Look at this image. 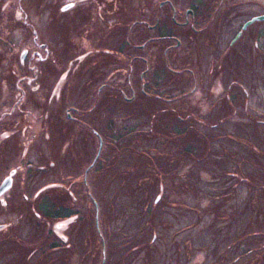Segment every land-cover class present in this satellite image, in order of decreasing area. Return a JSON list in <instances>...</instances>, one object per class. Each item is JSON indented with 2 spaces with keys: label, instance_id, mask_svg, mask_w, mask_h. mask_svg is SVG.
<instances>
[{
  "label": "flooded vegetation",
  "instance_id": "obj_1",
  "mask_svg": "<svg viewBox=\"0 0 264 264\" xmlns=\"http://www.w3.org/2000/svg\"><path fill=\"white\" fill-rule=\"evenodd\" d=\"M247 5L249 9L258 6L228 0H0V264H70L71 258L76 264H88L96 257L98 244L102 262V238L96 225L100 205L92 198L87 177L103 171L97 164L107 153L110 156L109 147H116L117 153L122 149L119 135L131 134L130 106L139 90L167 106L186 98L188 93L179 98L170 95L168 84L167 98L151 92L147 86L155 79L151 67L158 72L166 69L174 77L187 74L182 68L190 66L188 59L199 38L207 39L204 36L217 17L224 20L230 35L226 46L216 49L220 50L213 58L217 68L239 61L245 46L253 63L264 65L261 23L254 21L244 29L260 16L248 17L250 10H244L246 14L239 12L240 19L227 14L231 18L227 21L228 12H223L240 11ZM82 6L90 14L79 15L78 19L85 20L83 29L71 38L61 25H67ZM254 26L248 45L245 36ZM211 63L206 62L203 69ZM191 74L193 94L198 77ZM232 86L241 88L238 83L228 84L224 98L230 102L236 95H231ZM246 93L247 100L250 94ZM246 100L241 104L245 116L250 115ZM232 113H237V107ZM179 124L174 125V132ZM86 143L91 158L88 163L80 160L72 171L71 154H76L78 144ZM243 164L224 176L229 183L245 180L246 194V170L245 178L240 175ZM163 192L165 196V187ZM86 196L97 234L95 251L89 253L74 246L86 221ZM244 203L246 199L240 204ZM55 224L65 230L56 233ZM238 239L244 237L240 234Z\"/></svg>",
  "mask_w": 264,
  "mask_h": 264
},
{
  "label": "rangeland",
  "instance_id": "obj_2",
  "mask_svg": "<svg viewBox=\"0 0 264 264\" xmlns=\"http://www.w3.org/2000/svg\"><path fill=\"white\" fill-rule=\"evenodd\" d=\"M228 2H255L258 6L249 9L247 5L240 11L225 9L223 12H228L225 15L234 13L235 18L240 19L239 12L246 14L244 10H250L248 17L264 15V0ZM180 5L184 7L185 2H180ZM87 8L80 7L81 10L74 12L67 25H61V28L71 34V38L83 29L85 20L78 18L85 13L90 14ZM225 19L231 20L228 15ZM223 21L221 17H217L212 30H208L204 36L207 39L199 38L196 51L188 59L190 66L182 68L187 70V74L181 73L175 77L169 75L168 79L166 77L168 81L165 80L162 85V79L159 84L152 81L147 85L151 86V92L155 90L162 97L173 95L174 98H179L188 93L186 98H179L176 105L167 106L169 104L164 105L152 96H136L130 106L133 130L119 145L122 150L117 153L115 148L109 147L110 156L107 153L97 164L101 165L103 171L97 176L91 174L87 177V184L93 188V197L101 209L100 225L106 239L102 244L103 264H120L126 260L131 261L130 264H215L218 262L215 260H220L225 247L230 246L232 241H243L247 244L243 249L235 247L229 250L231 252H226L221 257L223 264H264V65L260 61L253 63L251 53L247 51L248 46H245L242 49L243 57L239 61L217 68L218 61L213 58L217 57L220 50L216 49H222L230 40L229 29ZM260 27V44L264 46V23ZM256 28L257 26L252 27L245 36L248 45H251L249 35ZM239 45L243 44L235 45L234 49L239 50ZM195 47L191 50H195ZM202 60L205 62L200 64ZM208 61H212L211 66L203 69ZM214 66L216 68L212 69ZM192 72L198 77L196 93L193 94ZM159 76L162 77L161 74ZM232 83H238L242 90L238 87L231 90V95H238V98L233 96L238 100L230 106V101L224 97L228 84ZM246 90L250 94L249 96L246 93L249 96L247 103L250 109V115L247 116L242 113L241 105L245 101ZM236 107L237 113L234 115L232 111ZM172 110L176 113H172ZM157 112L160 115L154 116ZM176 123L180 124L177 125V132H174ZM184 128L188 132L182 136ZM88 146L90 144L86 143L85 146L78 144L75 147L76 154H71L69 160L72 171L80 166V160L83 163L89 162L91 155ZM170 160H174L172 165ZM241 162L244 164L240 167L243 170L240 175L245 178L246 170V174L250 172V177H254L247 184L248 190L253 191L249 198L247 191L244 193L245 180L229 183L223 178L224 173L236 165L239 166ZM164 187L169 208L164 209V204L159 205L153 217L157 227L152 228L150 217L144 215L141 219L137 212L142 211L141 202L145 201L144 196H151V202L158 200L154 203L158 204L160 191ZM172 190L180 195L173 196ZM226 190L230 192L224 200L222 194ZM245 199L246 204H240ZM83 203L86 206V221L79 229V237L74 240V246L77 251L89 253L95 251L97 234L88 196L83 197ZM222 214L228 218L217 221V217L221 219ZM110 216L113 218L111 226L105 224ZM140 220L142 221L139 222ZM258 225L262 227V232L258 233L260 237H254L253 241L252 236L247 240L236 238L247 227L250 232ZM64 230L65 226L55 224L56 233ZM121 232H126L127 239ZM150 240L155 241L148 250L150 254H125L128 249L137 248L142 242L148 244ZM252 242L255 244H251ZM249 243L252 246L250 248L256 250L255 254L248 257L245 252L242 259L235 263L233 257L239 258L240 253L249 248L246 247ZM99 250L98 244L97 255L87 260L88 264H100ZM187 250H190V254ZM214 256L218 258L215 257L214 260ZM70 264H76L74 258H71Z\"/></svg>",
  "mask_w": 264,
  "mask_h": 264
},
{
  "label": "trees",
  "instance_id": "obj_3",
  "mask_svg": "<svg viewBox=\"0 0 264 264\" xmlns=\"http://www.w3.org/2000/svg\"><path fill=\"white\" fill-rule=\"evenodd\" d=\"M158 68H156V69H154V67L152 66L151 67V70H152V77H155V79H154V82L156 83V84H159V81L161 80V82H160V85H162L164 82H165V80L166 81H168L167 79H168V76L170 75L171 77H174L172 74H170L166 69H162V72H158V70H157ZM154 70V71H153ZM159 74H161L162 75V77L161 76H159ZM166 77H167V79H166ZM155 85V84H154ZM233 87V86H232ZM233 89H236V87H233L232 88V90ZM138 91V90H137ZM146 91V95H147V93H149L147 90H145ZM155 94H157V93H155ZM137 97H141V98H146V96L145 95H143L142 93H141V91L139 90L138 92H137ZM231 100V105L232 104H235V100L236 99H233V97L230 99ZM156 114V113H155ZM155 114H154V116H155ZM188 132V130L186 129V128H184V130L181 132V135L182 136H184V135H186V133ZM124 139H126V138H123L121 135H119V138H118V141L119 142H121V141H124ZM109 143V142H108ZM122 144V143H121ZM116 148V147H115ZM120 150V148H118V151ZM193 151H194V153H195V149H193ZM119 158V157H118ZM115 161V160H114ZM118 162V161H117ZM116 162V163H117ZM250 173V172H249ZM249 173H247V179H246V183L248 184V182H250V181H252L253 179H254V177H250V174ZM224 176V175H223ZM236 176V175H235ZM223 178H225L226 179V177L224 176ZM163 190H162V192H161V198H160V201L158 202V204H154V202H153V200H152V202H151V196H149V195H147V196H144L145 197V201H143L142 200V202H141V207H142V211H138V212H140V214H137V215H139V217L141 218V219H143L142 217H143V213L145 212V215H147L148 217H150V219H151V227L152 228H156L157 226L155 225V220H153V217H154V213H155V211H156V209L159 207V205H161V204H164V209H165V207L166 208H168V206H167V201H166V199H167V196H166V194H165V196L163 195ZM180 195V194H179ZM224 195H226V193H223L222 194V197L224 198L225 196ZM93 198H95V197H93ZM88 199H89V196H88ZM90 200V199H89ZM149 206V208L147 209V207ZM147 210V211H146ZM56 215L57 214H63V213H55ZM112 216H110V218H108V219H106V221H108V223H105V224H107V225H110L111 226V224H112V220H113V218H111ZM64 218V217H63ZM228 217L226 216V215H224V214H222V217H221V219L219 218V217H217V221L218 220H226ZM142 220H140L139 222H141ZM262 227H260V225H258L254 230H250V232H248V229H250L249 227H247L242 233H241V236H243L244 238H246V240L248 239V237H251L252 238V241H253V238L254 237H260V236H258V233L259 232H262V231H260V229H261ZM161 231V230H160ZM220 232H221V230H219ZM101 232H102V230H101ZM110 232H112V228H110ZM143 232V231H142ZM122 233V235H123V237L124 238H126L127 239V234H126V232H121ZM161 233V232H160ZM159 233V234H160ZM216 236L218 235V231H217V233L215 234ZM102 236H103V241L104 240H106L105 239V236L103 235V233H102ZM159 238V237H158ZM237 239H238V236L236 237ZM242 238V237H241ZM142 239H143V237H142ZM257 239V238H256ZM157 241V240H156ZM155 241H149L148 242V244H144L143 242L139 245V247H135V248H130V249H128L126 252H125V254H127V256L132 252V253H135V254H137V256H138V254H140V253H142V252H147L148 254H150L149 253V251L148 250H150L151 248H152V246L155 244L154 243ZM187 242L188 243H191L190 242V240H187ZM247 244V242L244 244L242 241H241V244L238 242V241H236V242H231V245L230 246H226L225 247V249H224V253H223V255H221L219 258H220V260L219 259H217L218 257H216V256H214V260H215V257H216V259L217 260H215V262L216 261H218L217 263H215V264H223V259H221V257H223L225 254H226V252H231V251H229V250H232L233 248H235V247H238V249L240 250V248L241 249H243V247L245 246ZM251 244H255L254 242H252ZM251 244L249 243L248 244V246H246V247H249L247 250H244V251H242L241 253H240V257L239 258H236L237 256H235V257H233L234 258V262L235 263H237V262H239L241 259H242V254H244L245 252L247 253V256L249 257V255L251 254V255H253V254H255V251L256 250H254V248H250V247H252L251 246ZM190 248H191V245H190ZM191 250V249H190ZM190 250H187V253L188 254H190L189 253V251ZM234 255V253L231 255V256H233ZM249 260V259H248ZM251 261H253V259H251ZM127 262V263H126ZM130 262L131 261H129V260H126V261H124L123 263H120V264H130ZM226 264V263H225Z\"/></svg>",
  "mask_w": 264,
  "mask_h": 264
},
{
  "label": "water",
  "instance_id": "obj_4",
  "mask_svg": "<svg viewBox=\"0 0 264 264\" xmlns=\"http://www.w3.org/2000/svg\"><path fill=\"white\" fill-rule=\"evenodd\" d=\"M253 21H264V16L263 17H260V18H257L256 20H253ZM252 22L248 23L245 27H247L248 25H250Z\"/></svg>",
  "mask_w": 264,
  "mask_h": 264
}]
</instances>
